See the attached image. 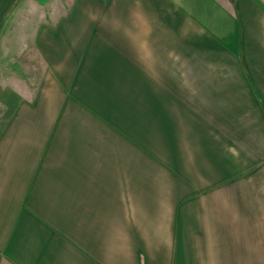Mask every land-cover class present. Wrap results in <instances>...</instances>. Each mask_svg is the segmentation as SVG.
<instances>
[{"label":"crops","instance_id":"crops-1","mask_svg":"<svg viewBox=\"0 0 264 264\" xmlns=\"http://www.w3.org/2000/svg\"><path fill=\"white\" fill-rule=\"evenodd\" d=\"M0 58V264H264L254 0H0Z\"/></svg>","mask_w":264,"mask_h":264},{"label":"rangeland","instance_id":"rangeland-1","mask_svg":"<svg viewBox=\"0 0 264 264\" xmlns=\"http://www.w3.org/2000/svg\"><path fill=\"white\" fill-rule=\"evenodd\" d=\"M19 18L20 17H19L18 12H15V14H10V18H9L10 26H12V27L16 26L17 27L18 22H19ZM9 60H10V62L6 61V68L8 67V68H13V69L16 68L17 69L18 65H17V62L14 60V58H11ZM2 61H3V59L0 58V62H2ZM8 70H11V69H8ZM16 74H18L17 71H16Z\"/></svg>","mask_w":264,"mask_h":264},{"label":"trees","instance_id":"trees-1","mask_svg":"<svg viewBox=\"0 0 264 264\" xmlns=\"http://www.w3.org/2000/svg\"><path fill=\"white\" fill-rule=\"evenodd\" d=\"M262 10H264V4L260 0H254Z\"/></svg>","mask_w":264,"mask_h":264}]
</instances>
